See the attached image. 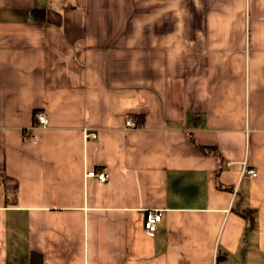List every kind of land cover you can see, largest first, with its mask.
Returning a JSON list of instances; mask_svg holds the SVG:
<instances>
[{
  "label": "crops",
  "instance_id": "crops-1",
  "mask_svg": "<svg viewBox=\"0 0 264 264\" xmlns=\"http://www.w3.org/2000/svg\"><path fill=\"white\" fill-rule=\"evenodd\" d=\"M33 253L264 264V0H0V264Z\"/></svg>",
  "mask_w": 264,
  "mask_h": 264
},
{
  "label": "built area",
  "instance_id": "built-area-1",
  "mask_svg": "<svg viewBox=\"0 0 264 264\" xmlns=\"http://www.w3.org/2000/svg\"><path fill=\"white\" fill-rule=\"evenodd\" d=\"M33 120L38 126H45L47 122L44 114L41 111H35L33 113ZM124 127L134 128L135 126L129 119H127L124 122ZM243 172L249 177L255 176V173L250 169H247ZM84 175L85 177L94 178L99 183L105 182L108 177L107 173L102 170L86 171ZM160 219H161V213L158 210H147L143 213L142 229L147 236H151L155 232L157 225L160 222Z\"/></svg>",
  "mask_w": 264,
  "mask_h": 264
},
{
  "label": "trees",
  "instance_id": "trees-1",
  "mask_svg": "<svg viewBox=\"0 0 264 264\" xmlns=\"http://www.w3.org/2000/svg\"><path fill=\"white\" fill-rule=\"evenodd\" d=\"M198 149L199 150H201V151H204L205 150V152H211V151H213V149L212 148H210V147H208V149H203L202 147H199L198 146ZM4 180H8V179H5V178H3ZM14 184V183H13ZM14 186V185H13ZM247 212V211H246ZM28 264H41V262H40V259H39V257L36 255V254H31L30 255V258H29V262H28Z\"/></svg>",
  "mask_w": 264,
  "mask_h": 264
}]
</instances>
